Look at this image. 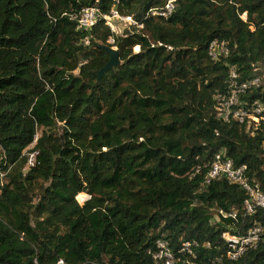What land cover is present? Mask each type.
I'll list each match as a JSON object with an SVG mask.
<instances>
[{
	"label": "trees",
	"instance_id": "1",
	"mask_svg": "<svg viewBox=\"0 0 264 264\" xmlns=\"http://www.w3.org/2000/svg\"><path fill=\"white\" fill-rule=\"evenodd\" d=\"M85 8L141 27L86 31ZM104 47L121 63L99 80ZM233 93L264 102V0H0V264H162L160 242L174 264H264V207L207 178L221 154L264 193V124L226 117ZM255 225L231 260L223 234Z\"/></svg>",
	"mask_w": 264,
	"mask_h": 264
},
{
	"label": "built area",
	"instance_id": "2",
	"mask_svg": "<svg viewBox=\"0 0 264 264\" xmlns=\"http://www.w3.org/2000/svg\"><path fill=\"white\" fill-rule=\"evenodd\" d=\"M174 6L170 2L164 12L159 13L162 16H167L173 10ZM103 17L107 25L116 33L115 23L128 24L130 27L137 26L141 27L132 17L122 16L118 12L113 11L110 15H102L96 8H85L78 17V22L80 28L89 31L91 30L98 19ZM246 20V19H245ZM114 43V40H110ZM222 50L225 49L224 44L222 45ZM211 55L215 58L216 51L212 48ZM260 83V78H255L251 82L243 83L239 91L244 92L248 87L258 85ZM220 110L222 113L228 117L233 113V117L240 122L248 121L249 123L260 125L264 124V102L254 104L251 111L240 108L239 98L236 93H233L229 101L225 99L221 100ZM237 107L236 110H232L233 107ZM243 107V106H242ZM34 163V155H31L30 164ZM245 167H236L231 159H226L221 154L215 156L209 173L208 181L211 179H216L220 177H227L233 183L241 185L250 195V199L245 202V208L249 213H254L256 207H264V193L261 191L258 185L252 186L249 184L245 177ZM223 218L232 217L236 218V213H225L220 211ZM262 232V226L255 225L246 234H232L230 232H225L223 238L227 241L228 251L227 256L234 261L239 260L244 256L251 247L255 246L260 241V234ZM189 245L187 244L186 247ZM159 253L157 258L161 260L162 264H174V255L172 251L166 246L165 243H159ZM192 264V263H189Z\"/></svg>",
	"mask_w": 264,
	"mask_h": 264
},
{
	"label": "water",
	"instance_id": "3",
	"mask_svg": "<svg viewBox=\"0 0 264 264\" xmlns=\"http://www.w3.org/2000/svg\"><path fill=\"white\" fill-rule=\"evenodd\" d=\"M119 30H120V36H122L124 38L132 35V31H131L129 25H127V24L119 25ZM104 49H106L110 53V59H109L108 63L99 71V73H98L99 80L102 78V76L106 72L112 70L114 67L119 66L121 63L119 52H118L117 48L104 47Z\"/></svg>",
	"mask_w": 264,
	"mask_h": 264
},
{
	"label": "rangeland",
	"instance_id": "4",
	"mask_svg": "<svg viewBox=\"0 0 264 264\" xmlns=\"http://www.w3.org/2000/svg\"><path fill=\"white\" fill-rule=\"evenodd\" d=\"M243 18L244 19H246L247 17H246V15L245 16H243ZM121 24H123V23H120V22H118V23H115V28H116V33L117 34H119L120 35V30H119V25H121ZM128 25V24H127ZM130 27V26H129ZM132 27H130V29H131ZM38 136H40V133L38 134ZM34 145H32L31 147H30V149L33 147ZM89 199V196L87 195V194H82V195H79L78 197H77V200L79 201V203L80 204H83L86 200H88Z\"/></svg>",
	"mask_w": 264,
	"mask_h": 264
}]
</instances>
